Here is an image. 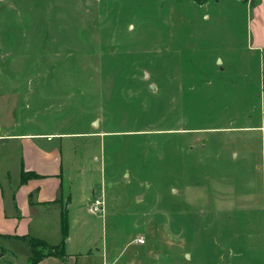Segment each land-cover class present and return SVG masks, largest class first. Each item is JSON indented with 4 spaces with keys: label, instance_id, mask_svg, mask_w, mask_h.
<instances>
[{
    "label": "rangeland",
    "instance_id": "rangeland-1",
    "mask_svg": "<svg viewBox=\"0 0 264 264\" xmlns=\"http://www.w3.org/2000/svg\"><path fill=\"white\" fill-rule=\"evenodd\" d=\"M244 3L0 0V133H65L73 190L106 203L90 264L107 246L113 264H264V128H248L264 125V82ZM201 188L230 189L234 225L185 201Z\"/></svg>",
    "mask_w": 264,
    "mask_h": 264
},
{
    "label": "crops",
    "instance_id": "crops-1",
    "mask_svg": "<svg viewBox=\"0 0 264 264\" xmlns=\"http://www.w3.org/2000/svg\"><path fill=\"white\" fill-rule=\"evenodd\" d=\"M237 1L245 2L248 7L250 41L255 51L260 53L264 82V0ZM248 128L263 131L264 125ZM59 135L64 136L65 133H0V258H8L9 264H20L21 261L30 264L31 237L40 238L52 246L65 240L64 257L47 254L38 264H90L89 258L95 254L92 244L97 219L92 217L95 213L91 212L92 201L87 196L92 186L85 182V186H80L81 193L73 190L71 178L74 176L68 180L69 169L65 168L63 149L53 141ZM261 150L264 152L263 148ZM14 173L16 177L12 176ZM23 173L36 176L25 181ZM207 191L201 188L200 195L189 191L185 193V201L209 213L220 207L224 217L217 218H220L221 226L234 225V211L239 207L233 200L234 194L226 195L230 189L225 188L223 191L216 189L214 193ZM65 214L68 230L63 236L62 219ZM102 253L103 264H113L109 246Z\"/></svg>",
    "mask_w": 264,
    "mask_h": 264
},
{
    "label": "trees",
    "instance_id": "trees-1",
    "mask_svg": "<svg viewBox=\"0 0 264 264\" xmlns=\"http://www.w3.org/2000/svg\"><path fill=\"white\" fill-rule=\"evenodd\" d=\"M30 176H36L33 173H23V180H27L29 179ZM68 218H67V214H65V216H63L62 219V223H63V236H66L67 230H68ZM64 241L62 240V242L59 245L56 246H52L49 245L48 243H46L44 240L40 239V238H35V237H31L30 239V244L32 246V256L30 258V264H38V262L44 258L45 256H47V254H54L59 256L60 258L64 257L65 254V250H64ZM41 246L45 247L46 249L48 248L47 252H44L41 249Z\"/></svg>",
    "mask_w": 264,
    "mask_h": 264
},
{
    "label": "built area",
    "instance_id": "built-area-1",
    "mask_svg": "<svg viewBox=\"0 0 264 264\" xmlns=\"http://www.w3.org/2000/svg\"><path fill=\"white\" fill-rule=\"evenodd\" d=\"M90 207H91V212L93 213L104 212L106 207L104 198H100V197L94 198ZM138 241L144 242V238L139 237Z\"/></svg>",
    "mask_w": 264,
    "mask_h": 264
},
{
    "label": "water",
    "instance_id": "water-1",
    "mask_svg": "<svg viewBox=\"0 0 264 264\" xmlns=\"http://www.w3.org/2000/svg\"><path fill=\"white\" fill-rule=\"evenodd\" d=\"M96 124L98 123V122H95Z\"/></svg>",
    "mask_w": 264,
    "mask_h": 264
}]
</instances>
